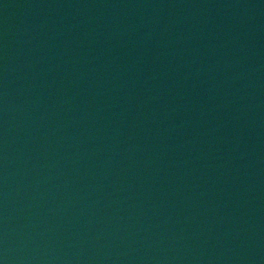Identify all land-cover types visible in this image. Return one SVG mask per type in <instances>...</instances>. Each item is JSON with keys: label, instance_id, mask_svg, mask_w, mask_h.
Here are the masks:
<instances>
[{"label": "water", "instance_id": "water-1", "mask_svg": "<svg viewBox=\"0 0 264 264\" xmlns=\"http://www.w3.org/2000/svg\"><path fill=\"white\" fill-rule=\"evenodd\" d=\"M0 264H264V0H0Z\"/></svg>", "mask_w": 264, "mask_h": 264}]
</instances>
